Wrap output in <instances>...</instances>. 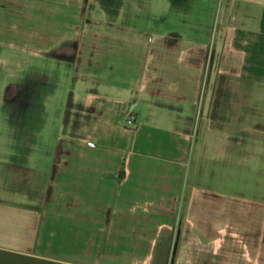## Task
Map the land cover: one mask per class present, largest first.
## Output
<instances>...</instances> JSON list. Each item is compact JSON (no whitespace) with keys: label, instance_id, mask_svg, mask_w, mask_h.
Here are the masks:
<instances>
[{"label":"crops","instance_id":"0c3cea01","mask_svg":"<svg viewBox=\"0 0 264 264\" xmlns=\"http://www.w3.org/2000/svg\"><path fill=\"white\" fill-rule=\"evenodd\" d=\"M13 52L72 63L71 86L23 82L0 264H264L263 202L184 191L194 165L264 171V0H0Z\"/></svg>","mask_w":264,"mask_h":264},{"label":"rangeland","instance_id":"374dc122","mask_svg":"<svg viewBox=\"0 0 264 264\" xmlns=\"http://www.w3.org/2000/svg\"><path fill=\"white\" fill-rule=\"evenodd\" d=\"M38 15V13H34ZM52 21H60L59 17L41 15ZM139 29L133 27V32L138 33ZM14 56L17 58L12 60L3 61L4 65L0 66V157L6 159L12 165L16 166L20 162L16 160L19 150L23 149V146L29 144L28 138L24 139V135H21L16 130H13L11 119H23L25 118L23 114L22 95L13 102L7 103L5 101V89L7 85L13 80L19 81V87L22 91L25 89L23 87L24 74L28 76V73H37L41 69L47 75L46 82L48 85H57L60 89H65L71 85V67L72 63L66 62L63 59L55 58H35L36 56H26L21 55L18 52H13ZM20 54V56H19ZM2 55H5L3 52ZM19 56V57H18ZM1 62V61H0ZM10 63L15 64L16 69L13 74L9 75ZM25 70V71H24ZM23 79V81H22ZM22 82V83H21ZM65 102V94L60 95V92L54 97L48 99V116L49 119L53 121L54 117L58 116L60 112L65 109L62 108ZM33 117H38V110L35 111ZM61 112V113H62ZM32 118V114H31ZM26 119V118H25ZM259 121V126L264 128V121ZM52 123V122H51ZM124 124L128 128H133L127 123L125 119ZM46 147L50 146V138L47 135ZM36 143V146H38ZM39 147V146H38ZM12 154V155H11ZM14 160V161H13ZM16 160V161H15ZM3 163L0 162V184L4 183L1 176V168ZM205 168L201 170L199 165L191 166L192 171H188L186 174V183L184 186V191L190 190L192 182L196 183L200 192H208V195L220 196L224 199H232L234 201H240L241 204L246 201L250 202H263L264 204V171H259V169L254 170L253 167H240V170H232L227 167H217V163H205ZM227 216H225L224 221H227ZM223 220V219H222ZM174 256V255H173ZM171 264V263H170Z\"/></svg>","mask_w":264,"mask_h":264},{"label":"flooded vegetation","instance_id":"af4514ba","mask_svg":"<svg viewBox=\"0 0 264 264\" xmlns=\"http://www.w3.org/2000/svg\"><path fill=\"white\" fill-rule=\"evenodd\" d=\"M25 71V70H24ZM24 80L26 81V79H30L28 76H26V74H24ZM35 78V82H36V84H41V83H44V82H46V77L45 76H41V77H34ZM33 78V79H34ZM22 81H23V79H22ZM19 81H15V80H13L12 82H10L8 85H7V87H6V89H5V101H6V104L7 103H10V102H13L14 101V99H16V98H18V97H20L21 95H22V97H23V101H22V106L24 105V103H26L29 99L30 100H39L40 99V93L39 92H34V91H32V92H30V93H28V92H26L25 90H23L22 91V93L23 94H21V87H19V83H18ZM24 82V81H23ZM22 83V82H21ZM47 83V82H46ZM24 109V111H23V114H25L27 111H30L28 108L27 109H25V108H23ZM33 112V111H32ZM11 121L12 122H14V123H12V127H13V129H15L16 131L15 132H17V133H19V134H21L22 135V133L21 132H19V131H17L18 129L17 128H19L18 126H17V123H20L19 121V119H15L14 117L11 119Z\"/></svg>","mask_w":264,"mask_h":264},{"label":"built area","instance_id":"2783aa9c","mask_svg":"<svg viewBox=\"0 0 264 264\" xmlns=\"http://www.w3.org/2000/svg\"><path fill=\"white\" fill-rule=\"evenodd\" d=\"M127 123L131 125L133 128L136 127L137 125L135 116L132 113H130V115L128 116Z\"/></svg>","mask_w":264,"mask_h":264}]
</instances>
